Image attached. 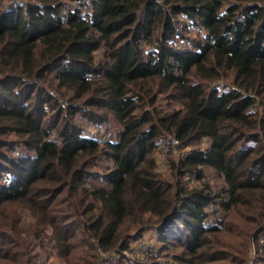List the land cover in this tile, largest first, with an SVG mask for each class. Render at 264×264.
Returning <instances> with one entry per match:
<instances>
[{
    "label": "trees",
    "instance_id": "1",
    "mask_svg": "<svg viewBox=\"0 0 264 264\" xmlns=\"http://www.w3.org/2000/svg\"><path fill=\"white\" fill-rule=\"evenodd\" d=\"M261 106L264 0H0V264H249ZM151 230L166 255L125 257Z\"/></svg>",
    "mask_w": 264,
    "mask_h": 264
},
{
    "label": "rangeland",
    "instance_id": "2",
    "mask_svg": "<svg viewBox=\"0 0 264 264\" xmlns=\"http://www.w3.org/2000/svg\"><path fill=\"white\" fill-rule=\"evenodd\" d=\"M196 32V31H195ZM194 32V33H195ZM174 107H179L178 104H174ZM161 109L164 110H168L170 107L167 106V103L165 100H162L161 102ZM259 109L261 111H264V106L259 107ZM90 133H93L94 131H96V133L99 132V134L101 136H106L107 138H111V139H116L118 136V133L120 131L119 125H117L115 122L110 123L109 125H107V127L103 128L102 130H98V129H94L93 127H90ZM168 141V140H167ZM169 143V141H168ZM202 147H206V143L202 146ZM172 149V148H171ZM189 149L187 148H183V151H189ZM162 151V153L164 154V157L162 158V160L165 163V168L162 167L160 168L158 166V171H160L163 176L165 177H170L171 176V169L169 167L168 164V159L171 157L173 159L179 160V157L175 155V153L172 150L171 154H167L168 150L165 149V147H161L160 150H158L157 154ZM171 155V156H170ZM161 161V159H160ZM158 165V163H157ZM211 176V184L213 186L216 187L217 184H221L223 183L222 178L217 177L216 175L213 174H209ZM209 180V179H207ZM196 184H198V182H196L194 179L190 180V186H195ZM218 188V187H216ZM224 213H219L218 215H216V217H223ZM29 219L26 217V222H28ZM254 237V245H251L250 250L252 249L253 253H251V251L249 252V256H250V260L251 262L249 264H252L254 262V260L256 259V257L260 254H262V250H258V247H261V245H264V243L262 241H264V231L262 233H260L258 239ZM262 241H261V240ZM131 244V250L125 252V257L127 258H132V259H139L141 261L147 260V259H151L153 258L157 253H160V255H166V252L163 250V244L161 242H159L158 240V234L157 231L155 230H151L148 231L144 234V236L142 237V239L135 241L132 240L130 242ZM174 252V250H172ZM179 250H176L175 252H178ZM254 251L256 252V254L254 253ZM147 253H149V255H147ZM168 253V252H167ZM256 255V256H255ZM120 255H111L109 256H103V263L102 264H131L129 262V260H123L120 258ZM124 257V256H123ZM63 261L60 260L58 257H51V258H47L45 257L44 254L40 255L39 257H37L36 260V264H60Z\"/></svg>",
    "mask_w": 264,
    "mask_h": 264
},
{
    "label": "built area",
    "instance_id": "3",
    "mask_svg": "<svg viewBox=\"0 0 264 264\" xmlns=\"http://www.w3.org/2000/svg\"><path fill=\"white\" fill-rule=\"evenodd\" d=\"M169 140H170L169 143H170V145L172 147L173 152L175 153L176 156L179 157V159H183V158H185L189 154V151L188 152L187 151H183V148H182L181 143L179 142V140H177L176 138H173V137H171ZM163 157H164V154L162 153V151H160L157 154V160H158L157 163H158V166L160 168H162V167L165 168V163L162 160ZM160 159H161V161H160ZM262 242L264 243V241H262ZM251 253H253L252 249H251ZM254 253L256 254L255 251H254ZM147 255H149V253H147Z\"/></svg>",
    "mask_w": 264,
    "mask_h": 264
},
{
    "label": "crops",
    "instance_id": "4",
    "mask_svg": "<svg viewBox=\"0 0 264 264\" xmlns=\"http://www.w3.org/2000/svg\"><path fill=\"white\" fill-rule=\"evenodd\" d=\"M60 264H64V262L60 263Z\"/></svg>",
    "mask_w": 264,
    "mask_h": 264
}]
</instances>
